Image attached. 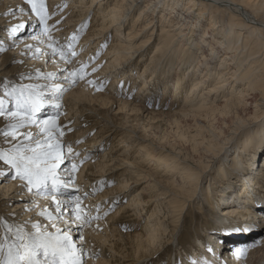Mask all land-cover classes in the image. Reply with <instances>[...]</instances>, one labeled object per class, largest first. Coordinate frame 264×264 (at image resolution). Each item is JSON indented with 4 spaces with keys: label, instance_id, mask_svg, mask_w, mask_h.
Masks as SVG:
<instances>
[{
    "label": "bare ground",
    "instance_id": "bare-ground-1",
    "mask_svg": "<svg viewBox=\"0 0 264 264\" xmlns=\"http://www.w3.org/2000/svg\"><path fill=\"white\" fill-rule=\"evenodd\" d=\"M5 1L11 3L10 10L19 9L21 6L27 8V6L19 4L18 0ZM46 4L49 16H51L48 19L47 36L50 35L53 38L52 41L47 38L48 44L53 43L55 48L63 53V58L59 54L53 55L54 49L49 48L48 45L44 49L51 52L52 59L60 61L59 65L67 63L71 59V54L80 49L75 63L68 65L74 73H77L79 72L78 67L84 66L90 57L95 56L99 47L101 49L107 45L102 57L88 66L87 71L91 75L83 79L82 85L74 91L73 95L76 100L75 98L67 100L78 106L82 105L84 110L90 112V115L87 114L78 119L72 115L80 110L79 107L76 111L74 108H70L71 117L68 116L66 119L56 122L57 124H44V129H52L51 133L56 139L46 148L50 149L49 145H52L51 149L57 150L56 145L59 144L58 151L64 156L63 161L58 162L57 173H59L60 179L66 180L69 184L68 174L63 170L64 166L69 167L71 172L73 163L78 165L81 158L82 160L88 158L82 170L72 177L82 184L81 190H75L68 186L67 189H62V192L67 193L62 194L60 200L69 201L72 199L69 196L72 195L77 198L76 201L82 208V214L93 217L98 213L101 218L103 213L109 212V206L118 205L127 192H138L131 195L130 202L119 207L114 215L108 216L107 219L102 217L101 220L92 222L88 228L104 230L107 227L108 230H112L114 228L109 226L110 223L120 227L139 228V223L143 220L141 215L145 212L146 207L154 208L150 209V216L143 226V230H152L154 223L163 228L162 217L156 214L157 208L160 207L164 210L166 205L171 213L177 214V209L180 208H182L180 209L182 212H186L187 201L180 205L182 201L179 194L181 191L189 192L187 188L195 182L196 176L188 170V167L181 164L183 156L174 153L175 157H171L164 148L143 145V141L147 142L148 139L142 133V136H135L131 131V129L139 131L140 128H137L134 122L140 117L135 112H148L150 120L158 119L159 116L171 117L177 121L186 117L198 119L206 111H210L211 116L219 114L221 117H225L234 114L238 108H241L243 104H249L252 99V105L262 109L260 117L264 119V0H46ZM64 4L66 6L62 11H59ZM138 9L139 11L134 17L135 20L130 25L131 16ZM17 12L19 11H14L3 19L9 27L6 30H0L2 37L10 39L13 36L10 28L13 23H17L13 20L18 19L19 21L25 17H31L27 11L19 15ZM57 21L59 22L57 23ZM32 23L26 25L18 34L21 36L31 34L33 29L41 28L37 22ZM89 23L90 25H88ZM84 24L88 25V30L82 35L83 39L78 48L74 49L72 53H66L70 44H73L76 37L84 30ZM74 33L75 39H73ZM124 34L125 38L123 39ZM36 38H38V34L28 36L21 42L31 44ZM0 47H2L1 44ZM219 56L221 61L218 65L215 64V61ZM112 58L114 59L110 60ZM30 62H35L34 66L40 63L39 59L30 60ZM104 62L106 65L101 68ZM99 68L100 70H98ZM32 70L39 71L36 68ZM109 76L114 79L113 83L103 93L98 92L101 89L100 86L107 82L106 79ZM213 80L216 82L207 87ZM88 81H93V83L90 84ZM51 82L54 83V81ZM138 82L142 85L139 87L140 91L135 94L132 90ZM118 83H123V87L128 85L130 87L127 91L126 88L118 89L116 88ZM55 84L66 85L60 79H57ZM159 89L163 91V98L160 101L157 99ZM108 92L114 96H110L107 94ZM148 92L156 93V99L147 96L144 98ZM167 97H170V101L166 100ZM4 98L10 100V96L7 97L0 90V101H3ZM18 98L20 97L18 96ZM219 98H221V102H217ZM142 99L152 104L153 107L162 106L161 113L139 104ZM39 101L52 104L51 102H55V98L41 96ZM112 104H119V109L122 112L121 118L124 122L116 121L117 118L110 117V113L106 112V106L108 105L109 111ZM127 106L130 107L128 112H125ZM14 107L15 104L11 107L12 109H8L9 111L5 110L4 106L0 107L4 112V115L0 116V129L4 127L5 123H12L14 120L22 121L25 117L20 111H14ZM45 109L56 110L50 106ZM38 110L42 111V105H38ZM9 113H20V115L12 116ZM28 117L29 120L39 122L36 114ZM141 120L143 121V119ZM144 123L146 124L145 121ZM157 124L152 126L160 128L161 125ZM81 125L87 126V130L83 133L75 132L74 128ZM97 130L98 132L93 135ZM61 133L63 134L61 135ZM114 135H117L114 141L116 145L111 146L109 138ZM251 135V146L253 145V147L250 146V149L253 153L259 154L251 157L253 162L247 166L245 177L241 180L235 179L236 185L232 187L233 196L227 197L221 202L215 195L216 191L212 190L206 194L204 199L200 197L202 200H196L197 207H192L195 211V220L193 221L195 228H192L194 230L191 232L186 230L182 236L179 235L181 238H176V244L174 242L161 251L162 248L159 246L158 252L152 253V255H145L139 251L134 255L129 252L130 248L128 251V247L126 250L128 253L120 252L115 248L118 243L111 246L114 253H109L97 249L89 240H84L87 248L98 251L101 257L116 258L114 261L116 264H146V262L155 264L157 258L162 256H166L164 260L168 264H191V260L195 258L221 259L220 240L213 235L207 238L209 234L219 232L217 233L219 237H222L223 233H227L236 241L244 239V242L233 244L232 247L224 246L227 258L222 259L226 260L227 264H263L261 262L263 260H256L253 263L249 258L256 255L262 248L264 249V237L260 241L262 246H258L255 243L256 236H253L256 230L259 231L254 227L255 217H258L261 224L264 225V160L262 159L264 158V127ZM134 139L140 142L137 143V147L134 146L135 144L132 148H130V144L126 145L129 140ZM68 146L71 147L74 155L79 153L73 163L71 162L72 164L65 162L66 155L63 154L65 149L68 150ZM115 146H119V148H115ZM136 149L138 152L135 153ZM251 150L241 151L249 153ZM177 159L179 160L177 161ZM5 166V162L0 161V170H4ZM177 174H179L178 177H176ZM233 178L231 177V179ZM117 179L121 181L120 186L110 187L111 183L109 184V182ZM144 180L155 182L156 185L148 181L149 183L141 189L134 187L143 184ZM17 183L24 184L22 181H12L8 190L17 189ZM174 184L180 186L176 193L167 190L168 185L174 188ZM105 186L104 192L97 193V189L102 190V187L105 188ZM199 191L197 190L195 193L198 194ZM34 192L35 190H33ZM85 193L90 194L86 199ZM37 196L41 197L42 204L46 205L45 208L48 209L46 212H50V207L56 206L52 200L42 194ZM234 196L236 197L233 199ZM230 198L232 203L236 201L240 205L230 203ZM226 207L241 209L239 218H226L223 214L225 212L221 211ZM75 211L77 212V208ZM256 211L258 214L255 213ZM53 214L57 215L55 212ZM67 215L69 218V212ZM6 222L4 223L5 227H7ZM185 223L186 220L184 219V223L182 220V225ZM239 223L251 225L255 230L252 232L233 231ZM156 229L157 227H155ZM188 234L192 237L185 238ZM101 237L104 244L110 240L107 236L101 235ZM128 237L136 240L137 236L127 235ZM156 238L157 236L153 233L151 236L146 235V239L152 243L156 241ZM202 239V245L198 246L199 240ZM179 241L184 243L183 250L180 248L177 251L181 244ZM251 243L253 245H250ZM245 245L250 246L248 249L249 258H236L233 255L234 250ZM207 247L216 249L215 257L206 251ZM88 260V264H115L114 262L105 263L104 258L97 261L91 258Z\"/></svg>",
    "mask_w": 264,
    "mask_h": 264
},
{
    "label": "rangeland",
    "instance_id": "rangeland-1",
    "mask_svg": "<svg viewBox=\"0 0 264 264\" xmlns=\"http://www.w3.org/2000/svg\"><path fill=\"white\" fill-rule=\"evenodd\" d=\"M18 2L21 5L27 6L24 4L23 0H18ZM65 6L66 5L64 4L59 11H62ZM11 7H12L11 3H7L5 0H0V30H6V28L9 27L7 26L8 25L7 22L3 21V19H5L6 16L12 14L14 11H19V9L10 10ZM138 11L139 9L131 16V20L129 21L130 25L134 22L135 20L134 17L137 15ZM19 14L21 13L17 12V15ZM50 17L51 16H49V18ZM13 21L15 22L17 21V23L23 22L25 26L30 24L31 22H33L32 24L36 23V20L34 16L32 17V15L31 17H25L19 21L18 19ZM14 24L16 23H13L12 25ZM88 25H90V23ZM88 25L84 24L85 26L84 30L79 34V36L76 37L75 42H73V44H70L69 50L66 53H72L74 49L78 48V45L83 39L82 35L88 30ZM39 28L40 29H35V30L33 29L31 31V34H25V35L23 34V36L19 35L17 32L13 34V36L10 37V39H8V37H4V36L2 37V35L0 34V44L2 46L0 47V49H2L0 50V71H1L0 90L3 91L7 97L10 96V100L8 98L3 99L2 102L4 105L2 104L0 105V107L4 106L6 107L5 110H8V109H12L11 107L14 106L15 104L14 111H20L21 114L24 115L26 114L22 121L14 120L12 123H5L4 127L0 129V150H3L7 153H14L15 149L19 148L22 154L24 155L27 156L39 155L41 156V158H43L42 154L44 152L58 151V149L55 150V149L46 148L49 143L54 142L56 139L54 138V135L49 136V132L44 130V121L47 120L49 122L48 124L50 125L53 123V121L55 122V124H57L56 122L60 120H64L68 116L71 117L70 114H72V112L70 108H74L76 111L78 110L79 107L80 110H78L77 113H73L72 115L77 117L78 119H81L87 114L90 115V112H88L86 109L84 110V107H82V105L78 106L76 105V103L67 100L75 98L73 95L74 91L77 90L82 85L83 79L91 75V73L87 71L88 66L102 57V54H104L107 45L105 46V48L100 49L99 47L98 48L99 50L95 54V56L90 57L84 66L78 67L79 72L74 73V71H72V69L68 67V65L72 64L73 62L75 63L78 57L77 54L79 53L80 49H78L77 52H73L75 53L74 55L71 54L72 55L71 59H69L67 63L63 65H59L60 61L59 60L55 61L54 59H52L53 56L51 55V52H48L47 49H44L48 45V40H47L48 33L45 35H41L43 26L39 24ZM34 34H38V38L34 39L31 44H28V45H32V48L28 49L25 47L26 43L24 44V41L23 42L21 41L24 40L26 37ZM125 34L123 35V39L125 38ZM7 43L8 44L12 43L13 45L11 44L12 45L11 46L8 45ZM18 46L19 48H17ZM36 49H40V51L37 52ZM44 54H46V56L43 57ZM35 59H39L40 61V63L37 64L36 66H34L35 62H30V60H35ZM113 59L114 58L110 60ZM220 61L221 59L219 56L216 58L215 64L219 65ZM105 65L106 62L103 63L101 68H103ZM33 68L39 69V71L36 72V70L35 71L32 70ZM98 70H100V68ZM46 73H54L55 75L53 77H49L47 75H44ZM73 73L74 75H70ZM66 77L67 79H65ZM78 77H83V78H78ZM57 79L63 80V82L66 84L63 85V91L58 93L52 87V85L55 84ZM72 80H76V82L72 83L71 82ZM106 80L107 82L102 85L101 89L98 92L103 93L104 90L108 86H110V84H112L114 81L112 76L107 77ZM51 81H54V83H52ZM214 82H216V80H213L212 83H209L207 87H209ZM140 85H142V83L140 82L135 84L132 92L135 94L138 93L140 91L139 88ZM116 86L114 87L118 89L124 90L126 88L125 89L126 91L130 87V85H128L127 87H123L124 86L123 83H118V85ZM162 90L160 91L159 89V91H157V99L159 101L162 100L163 98ZM237 92L236 94H238ZM107 94H109L110 96H114L109 92ZM155 95L156 93L148 92L145 94L144 98H146L147 96L154 99ZM18 96L20 98H18ZM41 96H46L47 98L53 97L55 98V102H51L52 104L40 102L41 100L39 101V98ZM116 97L117 96H115V98ZM166 100L170 101V97H167ZM36 101L37 103L35 104ZM251 101L252 99L249 101V104H243V106L241 108H238V111L234 112V114H229L226 115L225 117L224 116L221 117V115L219 114L217 115L215 114L214 116H211L212 113H210V111H206L203 112L201 116L198 117V119L192 117H186V118H182V120L180 121H177L171 117L159 116L158 119L150 120V116H148V112L146 111H139L137 113L135 112V114L140 117L136 120L137 122L136 121L134 122L137 125V128L139 127L140 128L139 131H136L134 129H131V131L134 132L135 136L143 135L148 139L147 142L143 141L144 143L143 145H148L156 148H164L168 151L167 154L170 155L171 157H175V154H177L178 156H183L184 159L182 160L181 164L188 167V170H190L191 173L195 174L196 176L195 182L190 186H188L187 188L188 189L187 191L189 192L186 193L181 191L179 194L180 200L182 201L180 205L183 204L184 202L186 203L187 201L186 203L187 210L186 212H182L180 210L182 208H180L177 209L178 213L175 214V213H171L169 208L166 207V205L164 206L166 208L164 210L158 207L156 214L162 217L161 220L164 223L163 228L161 226L158 227L157 225H155V223L153 224V222H150L153 224V229L150 231H146L143 230V226L147 222V219H149L150 216L149 211H151L150 209L154 208V207H146L145 212L141 215L143 216V220L140 221L139 223L140 226H138L139 228H135V227L130 228L129 226L120 227L119 225H114L113 223H110L109 225L110 227L114 228L112 230H108L107 227H105L104 230H98L94 227H92L94 229L91 230L88 227H84L83 228L84 240H89L93 244V246H95L97 249H102L103 251L105 250L109 253H114V249L111 246L114 244L116 245L118 243V245H116L115 248L118 249L120 252L128 253L126 251L128 247V251L130 248L129 252H131L134 255H136L138 251L143 252V254L145 255H152V253L158 252L159 246L160 248H162L160 249V251L163 250V248L166 249L167 247L171 246L172 243L175 242L176 244L177 241L176 238H178L179 235L182 236L186 230H188L189 232L194 230L192 228H195V226L193 225V221L195 220L194 219L195 211L192 209V207H197L195 201L200 199V197L204 199L206 194L212 192V190L213 192L216 191L215 195L219 198V200H221V202H223L222 200L226 199L227 197L233 196L232 187L233 185H236L235 179L237 178L238 180H241L243 177H245L247 166L250 164V162H253L252 158L254 156H257V154H259V153H253L252 150L250 149L251 147H253V145L251 146L252 143L251 133L260 131L264 127L263 126L264 119L260 117L262 113V109L260 107L258 108L253 106ZM217 102H221V98H219ZM66 103L68 104L67 107H66ZM24 104L26 105V107H24L25 106ZM57 104L60 105L59 108L56 107ZM139 104L154 109L158 113H161L163 108L162 106L160 107L158 105H156V107H153L152 104L145 102V100L143 101V99L142 101H139ZM37 105H42V111L38 110ZM49 106L54 107L56 110L54 111L53 109L51 111L50 109H45L46 107ZM129 107L130 106L125 107L127 108L125 112H128ZM33 108H35L34 111L30 110ZM106 108H107L106 112L110 113V117L117 118L116 121L124 122L122 121L121 118L122 112L119 109L120 108L119 104H115V105L112 104L109 111H108V105L106 106ZM32 114H36V118L39 119L38 120L39 122H37L36 120L28 119L29 118L28 116H31ZM140 118L143 119V121ZM144 121L146 122V124L144 123ZM155 123L160 124L161 127L160 128L153 127L152 125ZM38 125L39 127H36ZM145 126H148V128H145ZM86 127L87 126L85 125L76 126L74 128V131L77 133L80 132L83 133L84 131L87 130ZM49 131L52 132V129H49ZM5 132H15L16 135L5 136L4 135ZM97 132L98 130L94 132L93 135L96 134ZM115 138H117V135H114L113 137L111 136L109 138L111 139L110 141L111 146L116 145V142H114ZM136 141H137L136 139L129 140V142L126 145L130 144L131 145L130 148H132L133 145L135 144L134 146L137 147L138 146L137 143L140 142L139 141L136 142ZM38 144L39 147L37 146ZM115 148H119V146H115ZM245 149L251 150V152L245 153L243 151L244 153H242L241 150H245ZM134 151L136 153L138 152V149ZM239 151H241V153H239ZM63 154L66 155L65 162L69 164H72L74 159L78 157V155L69 153L67 149L64 150ZM239 158H241V160H239ZM87 159L88 158L83 159L84 162L83 164H81L80 163V161L82 160L81 158L80 161L77 163L78 164L77 170L74 172L73 171L70 172L69 167L64 166L65 169L63 170L67 172L68 174L67 177L69 178L67 180H69L70 182L68 184L69 187H73L75 190H81L82 184L79 182V180L72 177L75 175V173L78 174V172L82 170L84 163ZM262 159L264 160V158ZM178 160L179 159H177V161ZM58 162L59 161H57V163ZM10 168L11 166H5L4 170H0V243H5V245H7V242L4 239L5 235H8L9 239L13 238L15 235L16 228H23L25 231H35L32 225L35 224L36 222H39L42 226L51 225L52 223L55 222L57 227H60L61 229H68L69 235L72 237L73 241L78 244V242L80 241L79 238L81 232L77 227L74 226L76 224H69V218H67L68 210L65 207H62L61 211L64 213V215L61 220H57V221L50 220L47 215L41 216L40 213L42 211H48V209L45 208L46 205L42 204L41 197L40 198L39 196L36 197L37 194L35 192L34 193L29 192L27 191L26 188H24L26 181L18 178L13 179V177L15 176V170L11 169L12 170L11 171L9 170ZM178 175L179 174H177L176 177H178ZM231 177L234 178L231 179ZM12 181L14 182L22 181L24 184L17 183L18 185L17 189L15 188L12 190H8V187L12 184ZM148 181L150 180H144L143 184L134 187H136V189L138 188L141 189L143 186L149 183ZM120 182L121 181L117 179L113 182H109V184L111 183L109 186L110 187L120 186ZM152 184L156 185L155 182H152ZM50 185H51V181H49V186ZM174 186L175 187L172 188L170 185H168L167 190H171L174 193H176V191L179 190L178 188H180V186L177 185L178 186L177 187L175 184ZM105 190H106V186L105 188L102 187V190L97 189V193L100 191L104 192ZM197 190H200L198 194L195 193ZM65 193L67 192H62V194ZM137 193L138 192L135 193L127 192V194L124 196L121 202L118 205L117 204H115L114 206L110 205L109 212L103 213L101 218L103 217L104 219H107L108 216L114 215L119 207L121 206L123 207L127 205L130 202L131 197ZM62 194L57 193L56 199L60 200ZM42 196H45L49 200H52L51 196L48 194L44 195L42 193ZM89 196L90 194L87 193L85 199L88 198ZM69 197L73 198L72 195H70ZM235 197L236 196H234L233 199ZM230 203H232L231 198H230ZM235 203L237 202L235 201L232 204L237 206L240 205L238 203L237 204ZM50 209H51L50 212L54 213L56 206H52V208L50 207ZM221 211L225 212L223 214L226 218H231V219H238L240 216L239 214L241 213V209H235L234 207H229V208L226 207V209H223ZM77 212L82 213V208L81 207L77 208ZM255 213L258 214L257 211ZM93 217H98V219H93V221H91V224L92 222L101 220V218H99L98 213L95 214V216ZM156 219L160 221V219L158 218ZM184 219L186 220V223L182 225V220L184 223ZM6 221H7L6 223L7 227H5L4 225ZM253 223L255 229L259 230V231L256 230L253 233V236H256L255 243H257L258 246H262V243L260 241L262 237H264V225L261 224L262 222L258 217H255ZM238 225H240V223ZM104 226L106 225L104 224ZM155 227H157L156 230ZM8 228H11L12 231L8 232ZM42 230L44 229L42 228ZM47 231L55 232V228L48 227ZM152 233L155 236H157L156 241H154V243L146 239V235L151 236ZM217 233L219 232H214L213 234H209L208 235L209 237L207 238H210L211 235L218 237L217 239L220 240L219 244H221L222 246V249H220L221 259L227 258L226 256L227 252H225L224 246L228 245L229 247H232L238 242H242L244 240L243 239L236 241V239H232V236L227 233H223L221 235L222 237H219ZM101 235L107 236L110 239L109 242L104 244L105 242L102 239ZM127 235H132V236L136 235L137 236L136 240L133 239L132 237L127 238ZM187 237H192V236L188 234L185 236V238ZM180 238L181 237H179V239ZM199 241L200 242H198V246H201L203 239ZM179 243L181 242L179 241ZM183 244H184L183 242L179 244L177 251H179L180 248H182L183 250ZM250 245H253V243H251ZM185 247L187 248L188 251L187 245ZM213 249L216 250L215 248ZM262 249L258 251L256 255H252L251 258H249L247 254V257L244 259L249 258L250 261H253V263L256 260L257 261L263 260L261 262L264 264V249L263 250ZM164 257L166 256H162L158 258L156 257L157 261L155 262V264L157 263L168 264L167 261L164 260ZM101 258L105 259V263L106 262L113 263L114 261H116V258L114 259L112 258V256H107V257L99 256L98 258L91 257V259L95 261L100 260ZM2 259L3 257H0V262L2 261ZM88 259H87V264L89 263ZM114 263L116 264V262ZM147 263L149 262H146V264Z\"/></svg>",
    "mask_w": 264,
    "mask_h": 264
},
{
    "label": "snow or ice",
    "instance_id": "snow-or-ice-1",
    "mask_svg": "<svg viewBox=\"0 0 264 264\" xmlns=\"http://www.w3.org/2000/svg\"><path fill=\"white\" fill-rule=\"evenodd\" d=\"M24 4L28 7H19V12L21 14L26 11L34 16L37 23L43 26L41 35L48 33V19L49 12L46 4V0H23ZM59 21H57L58 23ZM25 27L23 22L16 23L11 26L10 32L15 34L22 31ZM49 41L53 38L49 35ZM73 39H75V33L73 34ZM26 48L31 49L32 45H25ZM49 48H53V55L59 54L63 58V53L59 52L55 48L53 43L48 44ZM2 50V49H0ZM37 52L40 49H36ZM43 54V53H41ZM73 55L75 53H72ZM49 77H53L54 73H46ZM70 75H74L70 74ZM83 78V77H78ZM67 79V77L65 78ZM75 83L76 80H72ZM90 84L93 81H88ZM53 89L56 92L63 91V85L53 84ZM102 87V85L100 86ZM99 90V88H98ZM0 101V105H2ZM38 107V105H37ZM57 108L60 107L59 104L56 105ZM32 111L35 108L31 109ZM4 113L0 109V116ZM9 115L15 116L20 115V113H9ZM26 115V114H25ZM46 120L44 124H48ZM55 122L53 121V124ZM49 132V136L52 135L49 129H44ZM71 130V129H69ZM63 133H61L62 135ZM5 136H15V132H5ZM30 135V134H29ZM39 147V144L37 145ZM59 144L56 148L59 149ZM52 148V145H49ZM68 152L72 153V149L68 146ZM75 155H79L76 153ZM43 158L39 155L27 156L22 154L19 148H16L14 153H7L0 150V161H4L6 166H11V169L15 170V176L13 179H21L26 181L24 188L29 192L35 190L37 195L42 193L51 196L52 201L56 204L55 212L58 215H54L52 212L42 211L41 216L47 215L50 220H61L64 213L61 211L62 207H65L69 212V224H76L77 228L80 230V243L77 244L73 241L72 237L69 235L68 229H61L57 227L56 223L51 225L42 226L39 222L32 225L35 231H25L23 228H16L15 235L13 238L9 239L8 235H5L4 239L7 242L0 243V257H3L0 264H87V259L91 257L98 258L100 253L95 250H90L87 248L84 242L83 228L90 227L91 221L93 219H98V217H90L82 213H77L76 208L80 207V204L76 202L77 198L73 197L69 201H62L56 199V194L61 193L62 189L68 188V182L59 178L57 174V168L59 164L57 161H63V155L59 151H48L42 154ZM83 160L80 161L83 164ZM71 170L74 172L77 170V165L72 164ZM49 181L51 185L49 186ZM87 196V193H85ZM7 223V222H6ZM55 228V232L47 231V228ZM97 227H99L97 225ZM42 228L44 230H42ZM127 230V229H126ZM255 229L251 225L240 224L233 229L235 232H252ZM12 229L8 228V232ZM250 246L245 245L243 247L236 248L233 255L236 258H246L248 254V249ZM206 251L210 253L213 257L216 256L215 250L212 247H207ZM191 264H227L226 260L223 259H212L207 258H195L191 260Z\"/></svg>",
    "mask_w": 264,
    "mask_h": 264
}]
</instances>
